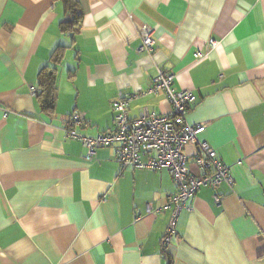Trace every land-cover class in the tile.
Here are the masks:
<instances>
[{
    "label": "crops",
    "instance_id": "0c3cea01",
    "mask_svg": "<svg viewBox=\"0 0 264 264\" xmlns=\"http://www.w3.org/2000/svg\"><path fill=\"white\" fill-rule=\"evenodd\" d=\"M77 1L82 22L68 35L62 0H0V264H264V0ZM144 26L152 54L141 51ZM47 66L52 111L41 100ZM159 70L195 94L187 121L233 178L188 202L167 255L172 211L159 210L178 190L169 170H123L115 146L88 160L65 131H112L120 94L135 96L131 118L168 114L163 95L140 96Z\"/></svg>",
    "mask_w": 264,
    "mask_h": 264
},
{
    "label": "built area",
    "instance_id": "2783aa9c",
    "mask_svg": "<svg viewBox=\"0 0 264 264\" xmlns=\"http://www.w3.org/2000/svg\"><path fill=\"white\" fill-rule=\"evenodd\" d=\"M139 36L141 51L152 54L155 46L153 30L144 26ZM217 45L218 42L210 41L208 50L215 49ZM206 56L207 54L201 51L195 54L197 60H202ZM174 79V75L159 70L152 85L140 95H163L170 104L171 110L168 114L157 115L143 109L137 118H131L130 104L135 96L120 94L111 105L114 116L112 131L89 138L77 133L72 126L65 129L69 137L79 140L87 149L88 160L93 158L98 149L115 146V157L123 170L128 168L169 170L178 190L167 198L159 210L172 211L169 225L161 240L163 255L168 254L171 241L176 235L179 215L184 209H191L188 202L193 200L202 188L209 187L218 191L223 184L229 186L233 184L230 168L218 157L213 148L200 141L203 126L192 125L187 121L189 111L197 103V97L190 90H175ZM37 92V88L31 87L32 94ZM84 122L83 116L79 113H75L70 121L74 126H82ZM188 144L199 147L192 160L184 153ZM192 164L196 166L197 173L193 172ZM215 201L219 203L221 197L216 195Z\"/></svg>",
    "mask_w": 264,
    "mask_h": 264
},
{
    "label": "trees",
    "instance_id": "16d2710c",
    "mask_svg": "<svg viewBox=\"0 0 264 264\" xmlns=\"http://www.w3.org/2000/svg\"><path fill=\"white\" fill-rule=\"evenodd\" d=\"M66 9V18L61 23V31L63 34L74 35L81 25L83 13L80 9L77 0H62ZM61 49L59 47L56 50L55 56ZM55 68L53 66H47L41 73L40 86L42 89V104L45 110L52 111L54 106V94H55ZM113 112V111H112ZM114 121V116H113ZM136 170V169H135ZM140 170V169H137ZM171 264V263H169Z\"/></svg>",
    "mask_w": 264,
    "mask_h": 264
}]
</instances>
